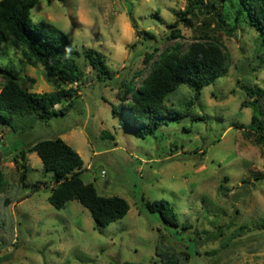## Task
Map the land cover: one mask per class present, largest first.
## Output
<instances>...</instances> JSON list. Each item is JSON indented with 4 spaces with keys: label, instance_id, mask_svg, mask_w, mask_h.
<instances>
[{
    "label": "rangeland",
    "instance_id": "rangeland-1",
    "mask_svg": "<svg viewBox=\"0 0 264 264\" xmlns=\"http://www.w3.org/2000/svg\"><path fill=\"white\" fill-rule=\"evenodd\" d=\"M203 1L194 7L189 26L177 25L188 0H39L31 12L33 23L50 22L68 35L81 53L84 75L68 114L21 118L16 130L0 125V168L7 182L0 187V264H162L156 254L160 231L191 254L190 264H264V145L250 130L254 99L242 88H264L258 32L238 2H222L208 12L205 5L214 0ZM175 30L181 36L173 39ZM144 31L155 38L144 40ZM206 33L229 54V73L202 89L189 115L167 120L155 134L141 138L121 127L112 112L116 83L147 70L146 54L155 48L160 52L175 42L188 46ZM87 48L104 55L112 79H98L84 59ZM21 58L10 48L0 55V64L20 67ZM26 74L34 79L31 91H54L41 68L27 65ZM3 83L0 75V90ZM193 97L181 86L167 104L182 110ZM70 102L67 98L55 108ZM57 137L83 158L86 183L102 196L128 201L123 219L100 229L76 200L54 208L49 197L55 173L36 153L21 161L22 169L16 164L15 155L25 147ZM160 200L171 204L177 225L147 208Z\"/></svg>",
    "mask_w": 264,
    "mask_h": 264
},
{
    "label": "trees",
    "instance_id": "trees-1",
    "mask_svg": "<svg viewBox=\"0 0 264 264\" xmlns=\"http://www.w3.org/2000/svg\"><path fill=\"white\" fill-rule=\"evenodd\" d=\"M190 2L182 13L180 21L192 26L193 9L196 5H204L203 0ZM227 1H236L242 7V13L248 23L258 32L257 46L260 60L264 59V0H214L206 4L208 12H214L217 5ZM39 0H0V55L4 56L10 48L22 54L21 66H2L0 75L4 83L0 90V125H8L16 130V121L25 117H39L49 120L55 116L66 115L74 106L83 71L79 63L81 53L77 51L68 35L54 24L41 21L33 23L31 12ZM221 22L224 20L220 17ZM174 27V26H170ZM144 40L154 39L149 31H144ZM181 36L180 30L172 32L171 38ZM147 53L145 64L147 70L135 72L131 79H122L116 83L119 87L117 102L113 103V116L121 127L132 128L136 135L145 138L155 134L160 125L167 120L178 119L189 115L191 105L200 100L204 87L213 84L219 77L226 76L230 70V56L221 42L213 35L206 33L196 37L188 46L180 42L159 52ZM84 59L93 68L100 81L112 79L104 55L87 48ZM31 65L42 69L46 81L54 91H31L34 79L23 75L25 67ZM31 81L25 85L24 80ZM139 79V82L136 80ZM78 87L74 88L73 85ZM68 85L69 88H65ZM181 86L194 92V100L186 103L182 110L170 107L168 97ZM246 93L254 99L252 123L250 130L255 142L264 145V88L254 89L242 85ZM71 102L62 109L55 107L65 99ZM259 103V105H257ZM243 136H248L245 130ZM250 135V134H249ZM36 153L47 171L55 173V186L51 188L49 201L56 209L64 208L68 202L76 200L88 209L98 228H104L123 219L130 210L128 201L120 196H102L92 183L82 179L84 160L81 155L60 137L42 139L21 150L15 155V162L22 169L29 154ZM20 161V162H19ZM25 175L18 186L24 184ZM7 184L0 168V187ZM36 185V189L40 188ZM6 200V206L12 205ZM151 212H158L163 221L177 225V216L171 204L165 200L148 202ZM166 233L160 231L156 246V254L162 264H190L191 254L168 242ZM12 241L4 242L9 246Z\"/></svg>",
    "mask_w": 264,
    "mask_h": 264
},
{
    "label": "built area",
    "instance_id": "built-area-1",
    "mask_svg": "<svg viewBox=\"0 0 264 264\" xmlns=\"http://www.w3.org/2000/svg\"><path fill=\"white\" fill-rule=\"evenodd\" d=\"M105 172H103V174H104Z\"/></svg>",
    "mask_w": 264,
    "mask_h": 264
}]
</instances>
